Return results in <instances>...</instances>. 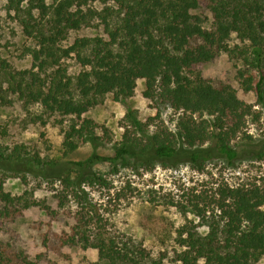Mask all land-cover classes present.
I'll return each mask as SVG.
<instances>
[{
    "label": "trees",
    "instance_id": "obj_1",
    "mask_svg": "<svg viewBox=\"0 0 264 264\" xmlns=\"http://www.w3.org/2000/svg\"><path fill=\"white\" fill-rule=\"evenodd\" d=\"M8 1L21 13L23 32L35 45L30 54L32 68L19 73L20 80L15 79L12 90L27 104H40L48 112L75 118L64 132L65 156L77 151L81 143L102 145L109 130L84 115L109 94L115 102L126 104L140 79L145 81L146 98L181 113L176 132L162 122L149 133L151 123L143 124L128 111L126 119L134 131L126 128L114 156L94 154L85 161L67 162L66 171L56 176L70 188L84 179L103 182L97 174L87 175L99 163H110L115 172L120 162L129 159L146 169L158 163L169 167L181 162L198 164L202 158L222 159L234 166L249 155L250 148L256 149L258 159H264V141L254 144L244 131L253 107L238 97L232 85L215 86L202 75L204 65L229 51L228 40L236 34L247 43L245 61L257 75L255 86L250 84L246 90L255 92L264 110V0H110L122 16L113 27L109 20L112 7L98 15L108 39L79 37L67 47L62 44L67 34L80 30L97 15L85 10L84 0ZM73 59L82 68L77 76L71 75L65 63ZM238 138L247 141L240 149L233 146ZM181 143L199 150L181 152ZM206 144V149L200 148ZM20 164H26L30 173L34 168L48 171L63 165L43 160L25 145L0 149L1 170L7 173ZM73 172H77L75 179ZM23 180L26 183V176ZM4 184L1 179L0 213L1 206L8 211L24 201V209L38 206L52 214L49 206L13 196ZM214 203L218 220L206 221L205 235L187 225L179 228L177 248L171 255L151 259L145 249L132 250L127 244L120 247L113 239L99 236L78 238L79 233H69L63 241L68 245L85 242L84 248H96L109 264L258 262L264 254V179L237 186L221 184ZM197 211V217L206 220L207 211ZM0 264L41 263L0 246Z\"/></svg>",
    "mask_w": 264,
    "mask_h": 264
},
{
    "label": "rangeland",
    "instance_id": "obj_2",
    "mask_svg": "<svg viewBox=\"0 0 264 264\" xmlns=\"http://www.w3.org/2000/svg\"><path fill=\"white\" fill-rule=\"evenodd\" d=\"M82 4L85 10H94L97 15L90 17L80 30L70 31L63 46H69L79 37L108 39L98 16L105 15L106 8H113L109 14L113 27L122 16L110 0H84ZM20 14L8 0H0V149L25 145L43 160L63 165L48 171L34 168V173L26 172L29 169L26 164L14 166L7 173L0 168V180H4L7 192L49 206L52 211L49 215L38 206L24 209V201H18L8 211L1 206L0 246L37 259L41 264H109L96 248H84L85 242L64 243L67 234L79 233L78 238L99 236L113 239L120 247L127 244L132 250L145 249L151 259L163 253L171 255L177 248L179 228L187 225L205 235L206 221L218 220L214 202L219 185L237 186L264 179V159H258L254 154L256 149L250 148L249 155L234 166L222 159L202 158L198 164L181 162L169 167L158 163L146 169L129 159L120 162L115 172L110 163H99L87 170V175L97 174L103 182L84 179L76 183V188L75 185L70 188L56 176L66 171L67 162L85 161L94 154L114 156L126 128L134 131L126 119L128 111L143 124L151 123L149 133H154L162 122L176 132L181 113L146 98L145 81L140 79L126 104L115 102L109 94L84 115L109 130L102 145L81 143L77 151L65 156L64 132L75 118L48 112L40 104H27L12 90L15 79L20 80L19 73L32 68L30 54L35 46L23 32ZM246 45L239 36L232 35L228 40L229 51L221 52L204 65L202 75L215 86L232 85L238 97L253 107L244 131L254 144H259L264 141V110L258 105L255 92L246 90L257 81L254 68L245 61ZM65 63L73 76L82 71L74 59ZM98 135L102 136L101 130ZM246 144L243 138L233 142L237 149ZM207 147L208 144L200 148ZM194 150L199 149H189L181 143V152ZM76 176L77 172H73V179ZM198 209L207 211L206 220L197 217ZM6 212L10 215H4ZM255 264H264V254Z\"/></svg>",
    "mask_w": 264,
    "mask_h": 264
}]
</instances>
